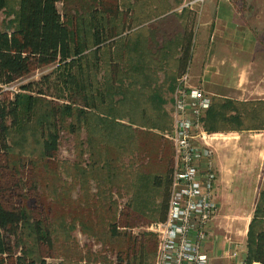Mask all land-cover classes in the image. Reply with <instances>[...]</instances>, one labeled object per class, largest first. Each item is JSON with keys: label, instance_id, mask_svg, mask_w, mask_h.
Returning a JSON list of instances; mask_svg holds the SVG:
<instances>
[{"label": "rangeland", "instance_id": "1", "mask_svg": "<svg viewBox=\"0 0 264 264\" xmlns=\"http://www.w3.org/2000/svg\"><path fill=\"white\" fill-rule=\"evenodd\" d=\"M194 1L63 0L58 3V9L75 42L86 48L83 54L86 90L81 95L63 91L59 63L2 87L3 97L13 100L16 94H31L21 90L22 86L40 83L37 89H43L47 96L38 106V115L47 112V101L55 106L69 104L75 109L73 118L59 123L55 157L42 154L37 118L27 120L26 115L22 119L24 129L14 132L10 153L18 177L6 170L4 166L9 162L0 155V180L6 183L20 180L21 192H29L25 199L33 217L46 222L52 247H39L45 264H116L129 238L137 251L144 248L145 264H155L158 236L151 227L160 221L162 190L151 181L155 174L163 175L167 166L171 167L174 156L171 142L163 135L173 123L170 106L173 92L170 91L163 106L148 91H138L141 80L132 81L122 73L127 81L120 79L112 85L109 60L112 58V64L123 71L126 58H138L141 53L142 58L153 60L161 55V46H164V51H168L165 57L171 65L177 56L180 13L201 9L207 2L192 5ZM251 2L253 10L258 9L256 13L264 11V0ZM18 10L19 0H8L6 9L0 13L2 29L16 27ZM102 14L108 21V30L105 42L96 48L93 29ZM258 16L261 19L262 15ZM256 29L260 61L264 58V24H258ZM111 32L115 38L109 37ZM253 67L254 77L264 76V63ZM132 83L135 87H131ZM101 91L107 94L104 102L97 96ZM61 94L64 97L58 99ZM32 95L38 96L37 92ZM237 108L238 127H250L251 131L242 132L236 138L228 134L214 142L215 147L225 151L223 162L228 181L220 201L217 199L220 208L212 223L210 238V241L217 239V244L212 242L215 248L218 245L225 251L216 259L211 258L210 264H243L246 230L264 185V102L242 103ZM117 132H122L119 140ZM82 172L86 173L85 177ZM34 184L41 204L32 192ZM132 198L135 204L130 225L123 226L119 220V234L112 235L110 224L118 220L120 211L126 210ZM124 219L123 216V222ZM236 249L239 253L234 258L232 252ZM210 255L215 256V252ZM130 256L133 262L135 253Z\"/></svg>", "mask_w": 264, "mask_h": 264}, {"label": "trees", "instance_id": "2", "mask_svg": "<svg viewBox=\"0 0 264 264\" xmlns=\"http://www.w3.org/2000/svg\"><path fill=\"white\" fill-rule=\"evenodd\" d=\"M62 1L19 0L16 27L13 30H4L0 27V155L5 157V162H9L4 167L14 177L16 175L18 177L19 172L16 165L11 162L10 153L14 132L24 129L25 124L22 120L24 116L26 115L27 120L33 117L37 118L42 139V154L49 158L55 157L58 150L60 121L69 117L73 118L75 109L69 104L55 106L47 101V112L38 115V106L44 96H47L43 89H37L40 83H29L22 86L21 90L31 94L26 96L16 94L13 100L3 97L2 87L24 79L39 69L59 63L58 75L63 91L81 95L86 90L83 66V54L86 48L84 49L82 45L75 42L74 34L59 11L58 3ZM7 5L8 0H0V13L6 9ZM100 17L93 29L96 48L105 42L104 35L108 30V21L104 14ZM109 37L115 38L113 32L109 34ZM98 52L97 49L94 54L97 55ZM187 54L188 52L184 54V60L187 58ZM140 55L135 58V61L142 58ZM128 60L130 59L128 58ZM112 61L111 58L109 60L111 67L109 82L114 85V82L118 83L120 79L123 80L124 76L121 68L115 67ZM187 70L186 68L180 75ZM134 83L137 84V82ZM34 92H37L38 96L32 95ZM106 95L104 91L97 94L102 102L106 100ZM62 97L64 95L61 94L57 98L61 99ZM84 98L86 101L88 100L87 97ZM210 111L211 108L207 112V117ZM237 119L238 117L235 120ZM240 119L241 117H239ZM206 128L209 130L207 124ZM121 134L122 132H117L118 140ZM171 172L172 164L170 168L167 166L163 175L155 174L151 181L154 187L162 190L160 221L165 220L167 214ZM85 174L82 172V176L85 177ZM20 183V180L19 183H6V181L0 180V264H45V260L40 256L39 247L41 245L52 247L51 235L46 222L42 218L35 219L33 217L25 199V195H28L29 192L26 194L21 192ZM83 183L85 185L86 182ZM31 189L36 193V202L41 204L37 185L34 184ZM134 204V198L130 199L126 204V210L120 211L118 220L116 219L110 224L112 235L119 234L118 228L121 222L124 224L123 226L130 225L131 210L134 208ZM123 216L125 217L124 222L122 221ZM132 242L129 238L128 246L119 252V261L116 264H145L144 248L141 247L137 251ZM246 248V264L256 262L264 264V185L248 226ZM131 253H135L133 262ZM137 260L139 263H136Z\"/></svg>", "mask_w": 264, "mask_h": 264}, {"label": "crops", "instance_id": "3", "mask_svg": "<svg viewBox=\"0 0 264 264\" xmlns=\"http://www.w3.org/2000/svg\"><path fill=\"white\" fill-rule=\"evenodd\" d=\"M251 1L208 0L201 9L181 12L177 20L176 37L179 42L175 61L169 64L165 58L168 51H164V46H161V55L153 60L140 58L135 61V58H126L123 73L132 81H143L137 86L138 91H148L147 94L163 106L167 104L165 100L172 91L170 106L173 110L176 81L187 68L193 85L202 87L212 98L211 111L205 118L208 131L223 134V138L228 134L236 138L242 132L251 131L250 127H238L235 120L239 104L264 102V76L256 78L252 75L253 64L264 63V58L258 61L260 43L256 34L258 24H264V11L256 13L258 9L256 7L253 10L254 3ZM258 15H262L261 19H257ZM187 52L184 60L183 56ZM131 87L135 85L132 83ZM215 148L219 168L216 192L220 201L219 197L228 180L223 162L225 151ZM247 232L248 227L246 237ZM212 242L218 243L217 239L209 240L207 249L209 253L215 252L211 258L216 259L225 248H219L218 245L215 248ZM246 256L245 249L242 261L246 262Z\"/></svg>", "mask_w": 264, "mask_h": 264}, {"label": "built area", "instance_id": "4", "mask_svg": "<svg viewBox=\"0 0 264 264\" xmlns=\"http://www.w3.org/2000/svg\"><path fill=\"white\" fill-rule=\"evenodd\" d=\"M211 105L208 92L193 85L189 69L177 78L173 123L163 134L174 149L170 198L165 220L151 227L158 236L155 264L211 263L207 244L220 208L214 142L223 138V134L205 128ZM238 253L236 249L232 256L236 258Z\"/></svg>", "mask_w": 264, "mask_h": 264}]
</instances>
